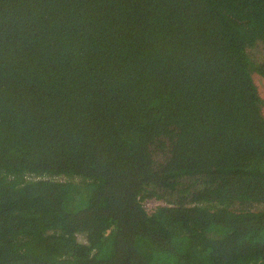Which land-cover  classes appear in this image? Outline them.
I'll return each instance as SVG.
<instances>
[{
    "label": "trees",
    "instance_id": "16d2710c",
    "mask_svg": "<svg viewBox=\"0 0 264 264\" xmlns=\"http://www.w3.org/2000/svg\"><path fill=\"white\" fill-rule=\"evenodd\" d=\"M259 46L264 0H0V264H264L262 131L250 153L193 145L209 164L177 148L202 91L261 111ZM47 108L56 148L29 164L16 146Z\"/></svg>",
    "mask_w": 264,
    "mask_h": 264
},
{
    "label": "rangeland",
    "instance_id": "374dc122",
    "mask_svg": "<svg viewBox=\"0 0 264 264\" xmlns=\"http://www.w3.org/2000/svg\"><path fill=\"white\" fill-rule=\"evenodd\" d=\"M217 47V46H216ZM218 48V47H217ZM90 49V52L87 54V50ZM96 48H91L89 46H86L84 48V51L82 54L84 55V58L87 60L90 58L91 51L95 50ZM209 51H211V55L214 56L216 54L215 47L209 48ZM229 52V49H227ZM256 51L264 56V51L259 46ZM218 52V51H217ZM213 58V57H210ZM182 76V75H180ZM179 77V76H178ZM192 76H187V78H184L186 80V83H189L191 81ZM59 73H55L50 76L49 82L50 84L54 83H60L59 79ZM190 80V81H189ZM241 80V76H237V81ZM252 82L253 85L256 88L257 96L262 102L261 111L249 118L246 117V115L243 114L244 110L246 108L248 109L247 104V96H248V89L247 94H245L242 91H233V92H216L212 94V92L209 91H202L198 94L195 102L187 103V107H185L186 113L183 115V125L181 128V132L179 134V139H181L180 144H178L177 148H181V154L188 158L190 153L193 152L194 148L193 145H196L194 147L197 148L198 144L204 143H210L213 145V143H219L218 145L214 146L218 149H227L230 148V145H232L229 141V137L232 134H236L245 141V143L249 142L248 147L242 148L243 151L246 153L251 152V143L253 141L251 135L249 134L246 127H251L250 131L257 129L259 131H262L259 136L264 138V78L260 77L257 74L252 75ZM48 86V84H47ZM215 97L219 98V103L223 102L221 114L224 115L226 121H230V126L226 127L225 129H222V125H224L223 120H213L214 114L217 112V105H215L217 102ZM200 98V99H199ZM66 103V101H63ZM245 102V106L242 107L241 111V103ZM183 108V106H181ZM220 114V113H219ZM33 118L31 121L32 127L31 130L33 132L32 138L29 140V142L25 140H21L20 143L17 144L16 150L18 158L26 160L29 164H34V162H37L41 157H38V154L41 152L49 151L51 152L53 149L55 150L56 146L54 145L53 141L56 139V127L58 124H60L62 121L60 119H53L57 114H52V109H38L37 111L34 110L32 112ZM42 115L46 116L45 118H42ZM5 117H0V124H2ZM232 126V127H231ZM243 137V138H242ZM252 139V140H251ZM24 142L29 145V148H22L24 147ZM168 144H172V142L166 140V142L162 143L160 145V149H163ZM0 152H3V156L6 157L9 149L8 144L3 143V140H0ZM4 149V150H3ZM38 150V152H36ZM205 152L203 151H197L193 152L192 156H197L199 158H202L203 164H209L211 162L210 157H204L203 155ZM239 154V153H238ZM158 155V154H157ZM201 155V157H200ZM203 155V156H202ZM158 156V160H160ZM190 158H188L185 162L183 167L188 163ZM198 160V158H197ZM196 160V163L198 164ZM164 205L161 201H157L154 199L146 200L143 203V207L147 212H153L154 209L157 207H160Z\"/></svg>",
    "mask_w": 264,
    "mask_h": 264
},
{
    "label": "clouds",
    "instance_id": "9594fccd",
    "mask_svg": "<svg viewBox=\"0 0 264 264\" xmlns=\"http://www.w3.org/2000/svg\"><path fill=\"white\" fill-rule=\"evenodd\" d=\"M154 200H156V199H154ZM158 201V200H157Z\"/></svg>",
    "mask_w": 264,
    "mask_h": 264
}]
</instances>
